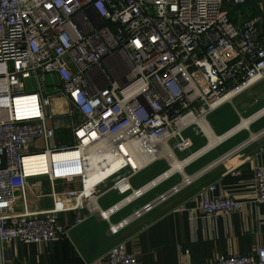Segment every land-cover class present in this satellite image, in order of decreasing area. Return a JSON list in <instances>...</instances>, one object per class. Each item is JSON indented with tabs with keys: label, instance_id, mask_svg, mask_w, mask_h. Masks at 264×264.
<instances>
[{
	"label": "built area",
	"instance_id": "built-area-1",
	"mask_svg": "<svg viewBox=\"0 0 264 264\" xmlns=\"http://www.w3.org/2000/svg\"><path fill=\"white\" fill-rule=\"evenodd\" d=\"M249 1L256 0H0V264H10L13 241L56 242L88 216L109 220L118 204L102 210L96 201L108 191L132 190L130 179L141 171L129 163L135 146L152 158L160 157L164 143L174 153L189 151L188 132L206 135L197 121L264 80L262 19L233 16ZM56 95L66 96L73 115L81 116L70 148L58 147L55 130L46 125ZM20 99L35 104L37 114H24ZM39 143L42 151H30ZM92 147L101 148V165L109 153L129 162L107 176L112 167L105 166L88 194L87 159L58 157ZM39 155L46 157L45 171L28 172L25 161ZM40 177L51 183L80 179L82 188L59 193L65 203L49 211L30 213L28 180ZM194 180H184L110 230L118 233ZM141 189L132 190L136 199L144 195ZM215 189H203L200 203L209 218L240 212L248 200L264 203V165L255 167L253 195L210 196ZM17 192L22 213H15ZM64 213L75 216L69 224L61 221ZM105 264L138 261L121 243ZM211 264H264V247L219 255Z\"/></svg>",
	"mask_w": 264,
	"mask_h": 264
},
{
	"label": "crops",
	"instance_id": "crops-1",
	"mask_svg": "<svg viewBox=\"0 0 264 264\" xmlns=\"http://www.w3.org/2000/svg\"><path fill=\"white\" fill-rule=\"evenodd\" d=\"M238 14L233 15L234 18L240 16L243 21L261 17L259 29L264 35V0L249 1L239 7ZM263 109L264 80L219 107L206 121L214 135L221 137L235 129L243 119ZM47 110L52 118L46 120V125L55 130L57 146L73 147V129L81 116L73 115L74 108L64 95L54 96ZM187 134L193 138V147L185 153L173 152L178 154L175 157L179 161L187 160L210 144L207 134ZM43 147L39 143L30 151H42ZM164 159L166 163L155 165ZM158 161L145 165L130 179L132 190L143 189L171 168L169 158L159 157ZM258 164L264 165V115L249 128L240 130L188 163L183 172L170 175L119 210L112 209L115 213L108 212L112 214L109 220L98 214L88 216L81 225L70 229L68 237L56 242L24 245L13 241L9 245L10 264H105L107 253L121 243L135 255L138 264H211L219 255L253 253L264 247V203L248 200L242 211L216 218L207 217L200 209V203L204 198L203 189L211 185L216 189L210 196L231 193L245 198L253 195L254 170ZM124 165L125 162H121L104 175H111ZM189 178H194V182L180 193L130 222L118 233H112V226L128 220L136 211ZM81 188L80 179L55 183L44 177L30 179L27 208L30 213L49 211L61 202L65 203L59 193ZM132 190L126 194L108 191L96 202L102 210H108L133 196ZM20 194L17 192L15 213L24 212ZM183 205L186 210H178ZM74 217L73 213H64L61 221L69 224Z\"/></svg>",
	"mask_w": 264,
	"mask_h": 264
},
{
	"label": "bare ground",
	"instance_id": "bare-ground-1",
	"mask_svg": "<svg viewBox=\"0 0 264 264\" xmlns=\"http://www.w3.org/2000/svg\"><path fill=\"white\" fill-rule=\"evenodd\" d=\"M17 103L19 105H21L20 108H22V111H25L24 114H26V115L37 114V110H36L37 108L34 107L35 104H30L27 106V104H26L27 100L26 99H20L17 101ZM263 115H264V109L259 111L258 113H256L255 115H253L249 118L243 119L242 122L235 129H233L232 131H230L229 133H227L226 135L221 136V137H216V135H214L212 130L209 128L206 120L197 121V123H199V125L202 127L205 134H207L208 138L210 139V144L208 146H206L205 149H203L202 151L198 152L197 154L191 156L187 160L179 161L175 157L173 151L164 143L163 149L160 151V158H165V157L169 158L171 161V163H170L171 168L163 176L158 178L156 181H153V183L149 184L148 186L144 187L143 189H141L138 193L144 194V193H146V191H148L153 186H155L159 182L163 181L165 178L169 177L170 175H172L176 172H183L184 167L188 163H190L191 161H193L197 157L201 156L202 154L210 151L212 148L216 147L218 144L223 142L225 139L233 136L234 134H236L240 130L249 128L251 123H253L257 119H259ZM137 148H138V146L134 147V153H132V155L130 157V162L126 158L118 159L113 154L109 153L107 160L105 162H102L103 164L101 165V163H99V160H98V155L101 153L100 147H92V148H89L87 150L81 149L79 151H76V150L66 151L62 155H59L58 158L64 159V161H73V160H78L84 156L87 159L86 164H87V168H88L89 172H88L87 178H86V191L89 194L91 184L94 181L100 179V175L98 173L101 170H103L105 168V166L111 165V167H113V166L118 165L121 162H125V163L129 162L134 168L141 169L145 165H148V164L152 163V161L159 158V157L152 158V157L145 156V155H143V153L138 151ZM123 149L127 154H129L126 147ZM46 161H47L46 157L42 156V155L35 156L32 158H28L25 161L28 172H44L46 169L45 168ZM137 195L138 194H134L133 196L125 199L123 202H121L116 207V209H119L120 207L126 205L127 203L135 200ZM109 214L110 213H108V212L105 213L106 216H108Z\"/></svg>",
	"mask_w": 264,
	"mask_h": 264
},
{
	"label": "rangeland",
	"instance_id": "rangeland-1",
	"mask_svg": "<svg viewBox=\"0 0 264 264\" xmlns=\"http://www.w3.org/2000/svg\"><path fill=\"white\" fill-rule=\"evenodd\" d=\"M239 11V8H235L234 10H233V13H236V12H238ZM49 92L51 93L52 92V89H49ZM176 153V152H175ZM178 154H176L175 156H177ZM163 163H166V160L164 159V160H161V161H158L155 165H157V166H160V165H162Z\"/></svg>",
	"mask_w": 264,
	"mask_h": 264
}]
</instances>
